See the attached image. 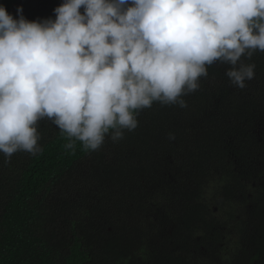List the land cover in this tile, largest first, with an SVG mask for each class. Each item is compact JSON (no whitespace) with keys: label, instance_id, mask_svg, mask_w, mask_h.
<instances>
[{"label":"trees","instance_id":"1","mask_svg":"<svg viewBox=\"0 0 264 264\" xmlns=\"http://www.w3.org/2000/svg\"><path fill=\"white\" fill-rule=\"evenodd\" d=\"M61 3L0 0L28 20ZM242 59L243 89L216 62L186 107L154 102L96 151L45 118L40 152L0 153V264H264V189L244 183L264 177V52Z\"/></svg>","mask_w":264,"mask_h":264},{"label":"clouds","instance_id":"2","mask_svg":"<svg viewBox=\"0 0 264 264\" xmlns=\"http://www.w3.org/2000/svg\"><path fill=\"white\" fill-rule=\"evenodd\" d=\"M0 4V153L35 155L38 121L84 149L116 142L154 102L186 107L208 66L243 89L264 52V0H62L55 19ZM170 139L175 137L170 134Z\"/></svg>","mask_w":264,"mask_h":264},{"label":"rangeland","instance_id":"3","mask_svg":"<svg viewBox=\"0 0 264 264\" xmlns=\"http://www.w3.org/2000/svg\"><path fill=\"white\" fill-rule=\"evenodd\" d=\"M258 132V131H257ZM234 168L238 166L237 161H233ZM244 183L248 187V198H254L258 193L264 189V177L261 174L260 169L254 170L246 177H244Z\"/></svg>","mask_w":264,"mask_h":264}]
</instances>
